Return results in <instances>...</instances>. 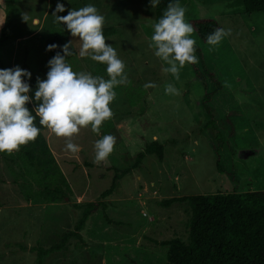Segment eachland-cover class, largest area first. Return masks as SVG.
I'll use <instances>...</instances> for the list:
<instances>
[{"label": "rangeland", "instance_id": "1", "mask_svg": "<svg viewBox=\"0 0 264 264\" xmlns=\"http://www.w3.org/2000/svg\"><path fill=\"white\" fill-rule=\"evenodd\" d=\"M58 2L65 6L58 16L93 4L105 18L103 28L117 29L105 42L124 62L127 79L115 87L113 115L99 133L88 126L71 138L77 153L66 150V138L45 131L72 192L62 203L38 198L30 172L13 163V152L0 153V264H37L31 248L56 247L42 264H165L166 248L152 240L186 241L190 215L186 204L163 208L160 202L264 191V16L247 15L241 0H179L187 22L211 18L229 35L212 47L193 32L197 62L186 63L176 78L149 47L155 23L149 0H0V32L5 26L8 38L1 51L5 69L19 66L46 78L50 57L42 36L68 32L53 15ZM69 40L76 52L67 61L73 71L108 79L106 65L81 58L79 38ZM149 82L156 87L146 88ZM169 84L175 93L165 92ZM206 93L211 115L203 107ZM105 135L115 137L114 149L96 163L94 144ZM151 142L162 146V160L147 155L134 167ZM115 170L129 173L101 199ZM101 202L112 223L98 209L77 232L82 242L72 237L61 245L63 234L75 232L81 206Z\"/></svg>", "mask_w": 264, "mask_h": 264}, {"label": "clouds", "instance_id": "2", "mask_svg": "<svg viewBox=\"0 0 264 264\" xmlns=\"http://www.w3.org/2000/svg\"><path fill=\"white\" fill-rule=\"evenodd\" d=\"M161 0H149L151 8ZM65 11L62 3H57L53 15L66 26L72 37H78L79 56L105 64L108 79L93 76L89 72L73 71L66 57L72 56V41L64 45L50 44L47 51L59 47L55 55L47 62L48 71L45 79H37L33 95L29 84L31 73L19 66L0 69V153L11 154L20 146L34 141L40 134V128L34 123L39 117V124L47 127L55 136L66 138V150L77 153L80 149L71 138L81 128L90 126L92 132L99 133L102 123L113 115L110 103L116 97L115 87L125 83V64L118 57L111 44H106L103 34L105 18L99 14L93 4L77 10H69L65 16L56 13ZM186 9L179 0H169L166 10L153 27L149 47L153 54L167 65L163 70L176 78L185 64L197 62L194 55L196 40L192 38L194 28L185 20ZM27 22L26 17H22ZM229 35L223 28L216 29L207 36L208 45L214 47ZM210 47V51L212 50ZM146 88L156 87L149 82ZM169 84L166 93H175ZM34 102L35 116L26 106ZM115 137L105 135L94 144L96 163L105 161L113 152Z\"/></svg>", "mask_w": 264, "mask_h": 264}, {"label": "trees", "instance_id": "3", "mask_svg": "<svg viewBox=\"0 0 264 264\" xmlns=\"http://www.w3.org/2000/svg\"><path fill=\"white\" fill-rule=\"evenodd\" d=\"M12 0H7L11 2ZM169 0H161L154 9L155 22L159 20L168 6ZM241 5L247 15L260 13L264 16V0H241ZM5 25L7 26L8 18ZM189 23L194 28V34L203 44L207 43V36L220 28L219 24L211 18L192 20ZM5 26L0 32V69H5L1 51L7 43ZM105 40L116 35L114 27L103 28ZM68 32H50L42 36L45 48L50 44L64 45L69 40ZM73 55L66 57L71 60L76 52L72 46ZM59 47L53 51H47L52 58ZM196 51V50H195ZM212 79V75L205 72ZM36 77L28 81L34 94ZM203 81V79H202ZM211 95H204L203 107L208 115H211L207 103ZM31 111L36 105L30 102L26 105ZM35 116V110H32ZM34 123L40 128L38 137L26 145L20 146L18 151H13V163L22 164L30 172V176L38 187L36 196L48 204L62 203L71 195V189L60 171L46 140L47 127L39 124V117ZM110 126V125H109ZM111 127V126H110ZM9 155V154H8ZM12 155V154H11ZM155 156L158 161L162 160L163 148L156 142L147 144L144 150L137 154L134 167H137L145 156ZM217 167L219 162L217 161ZM111 170L110 168L108 169ZM129 170L122 172L114 171L110 187L100 194V198L109 197L117 187V181ZM161 207L168 208L174 204H186L189 220L187 240L171 238L152 243L161 248H166L165 264H264V191H247L241 193H216L209 195H194L174 197L159 203ZM108 205L104 203H90L81 206L80 218L76 222L75 232L61 236V245L72 237L82 242L77 232L81 231L88 218L100 209L103 219L111 224L105 212ZM44 251L42 248H31V252L37 255V264H42L43 259L53 250Z\"/></svg>", "mask_w": 264, "mask_h": 264}, {"label": "crops", "instance_id": "4", "mask_svg": "<svg viewBox=\"0 0 264 264\" xmlns=\"http://www.w3.org/2000/svg\"><path fill=\"white\" fill-rule=\"evenodd\" d=\"M0 27H1V25H0Z\"/></svg>", "mask_w": 264, "mask_h": 264}]
</instances>
